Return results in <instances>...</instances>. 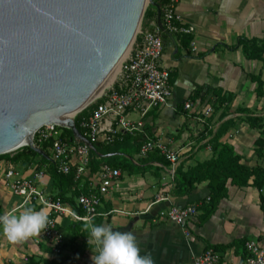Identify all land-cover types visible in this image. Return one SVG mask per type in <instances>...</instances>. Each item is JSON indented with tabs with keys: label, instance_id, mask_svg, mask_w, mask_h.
Returning <instances> with one entry per match:
<instances>
[{
	"label": "crops",
	"instance_id": "crops-1",
	"mask_svg": "<svg viewBox=\"0 0 264 264\" xmlns=\"http://www.w3.org/2000/svg\"><path fill=\"white\" fill-rule=\"evenodd\" d=\"M175 9L183 24L194 27V33L188 35L189 38L162 35L160 65L169 71L172 94L164 105L143 118V132L133 135L136 144L140 146L147 139L161 140L178 151L177 166L186 170L211 158V138L227 121L228 129L220 142L231 145L245 167L264 169V145L261 155L255 152L256 139L264 137V95L256 94L257 84L250 78L259 75L264 91V59H250L239 42L255 40L258 45H264V0H178ZM156 28L157 17L147 19L145 30ZM199 87L203 101H191ZM214 90L230 96L228 102L216 109L211 105ZM187 102L189 108L185 107ZM207 106L213 111L204 118L202 113ZM128 117L136 120L139 115L130 112ZM248 117L261 118L262 128L250 126ZM138 159L136 153L133 161L137 163ZM38 160L35 158L30 164L28 160L11 162L0 158V215L13 211L19 214L26 208L42 210L48 215L45 207L34 203L22 205V198L13 194L4 179L9 163L13 164L18 177H31ZM168 167L150 161L141 173L120 170L118 181L102 197L99 215L92 219L93 223L133 232L141 255L150 254L155 264H189L206 249L215 250V246L225 247L215 250L220 254L218 264H245L244 242L253 240L264 246V186L260 190L252 186V177L246 186L237 187L228 181L226 196L214 212L206 214L200 207L208 197L207 181L196 184L188 196H176ZM40 168H45V174L38 185L54 196L57 188L53 178L47 166ZM90 183H96L95 177L83 176L76 190H82L85 184L89 190ZM71 194L72 189L67 195ZM159 196H167V199L157 201ZM186 204H196L198 214L184 228L157 216L172 205ZM71 221L66 217L58 219L64 241L58 255L45 244L35 243V235L10 241L0 229V264H26L30 257L44 264L56 256H70L73 252ZM84 226L89 229L88 224ZM79 243L88 244V237L81 238ZM91 248L95 245H90L75 260H67L66 264H93Z\"/></svg>",
	"mask_w": 264,
	"mask_h": 264
},
{
	"label": "water",
	"instance_id": "water-1",
	"mask_svg": "<svg viewBox=\"0 0 264 264\" xmlns=\"http://www.w3.org/2000/svg\"><path fill=\"white\" fill-rule=\"evenodd\" d=\"M162 0H0V155L46 124L95 151L74 117L114 84ZM40 155L32 140L27 145Z\"/></svg>",
	"mask_w": 264,
	"mask_h": 264
},
{
	"label": "built area",
	"instance_id": "built-area-1",
	"mask_svg": "<svg viewBox=\"0 0 264 264\" xmlns=\"http://www.w3.org/2000/svg\"><path fill=\"white\" fill-rule=\"evenodd\" d=\"M163 1L160 8L161 27L158 26L154 31L145 30L144 36L115 84L101 101L87 112V115L81 117L80 126L90 143L108 144L121 140L126 133L130 135L142 133L143 118L146 114L160 108L171 97L169 71L160 65L163 50L162 35L190 36L194 33V27L181 22V16L175 9L178 0ZM192 50L194 51L193 46ZM185 107L189 108L190 103H185ZM212 111V107L207 106L202 113L203 117H208ZM130 112L137 113L139 118L130 119L128 117ZM200 121H203V118ZM63 128L65 127L57 124L42 125L33 134V146L39 149L43 144H48L50 158L57 171L67 174L73 170L75 179L81 180L83 176L89 174L90 148L76 140L68 141L63 136ZM153 151H158L169 163L168 168L174 181V172L179 163L178 151L161 140L147 139L140 144L137 157L146 158ZM44 174L45 168L38 169L33 166L31 177H18L13 164L9 163L4 179L10 184L13 194L22 198V205L34 203L48 209V228L36 234L34 241L37 244H45L52 253L58 255L61 254L64 243L58 219L66 217L87 224L89 220L99 215L101 199L118 181L121 171L108 164L99 167L92 175L96 183H90L88 192L80 193L76 198L81 213L68 203L47 194L38 185V180ZM166 199L167 196H159L157 201ZM197 214L196 204H186L172 205L157 216L161 220L171 221L184 228ZM245 252V264H264V246H259L253 240H247ZM219 260V252L209 248L189 264H218Z\"/></svg>",
	"mask_w": 264,
	"mask_h": 264
},
{
	"label": "trees",
	"instance_id": "trees-1",
	"mask_svg": "<svg viewBox=\"0 0 264 264\" xmlns=\"http://www.w3.org/2000/svg\"><path fill=\"white\" fill-rule=\"evenodd\" d=\"M163 3L164 1L158 2L159 6H162ZM155 16V7L154 5L149 4L142 18V26L147 19L154 18ZM187 38H189V36H187ZM239 42L242 44L243 50L247 56L250 57V59H264L261 58L264 51L263 44L258 45L255 40H240ZM250 78L257 84L256 94L258 96H263V83L259 75H251ZM213 94L215 99L211 102V105L215 109L221 107L230 99L229 95H225L220 90H214ZM203 98L204 96L202 94V90L199 87L193 92L191 101L196 99L203 101ZM91 108L92 106H90V109ZM85 115H87V112L83 110L74 117L75 125L83 135L85 133L80 126V119ZM247 119L250 126L262 128L261 118L248 117ZM228 125L229 122H223L211 138V158L202 162H198L186 170H183L182 166H177L174 172L173 194L176 196H188L193 193L196 184L202 181H207V187L209 191L208 199L202 201L200 207L205 211L206 214H211L214 212L219 201L226 196L228 181H230L232 185L240 187L248 185L249 179L252 177V182L250 183L252 186H255L258 190L264 186V169L260 167H255L253 169L245 167L240 162L241 156L235 154L233 147L227 143L220 142V138L227 131ZM262 132L264 133V130ZM63 136H65L68 141H74L72 139L71 131L67 128H63ZM135 139V136L126 133L123 135L121 140H115L114 142L108 144L100 142L95 151L90 150L89 175H93L95 172H97L102 164H108L130 174L141 173L145 168L148 167V163L150 161H157L163 165L169 164L158 151L149 153L146 158H140L138 159V162L135 163L133 161V157L136 153H138L139 148ZM255 144L257 146V149L255 150L256 154L261 155V149L264 145V137H258L255 141ZM39 149L43 152L42 155L33 149L22 147L12 155L8 153L1 154L0 158H5L11 162L28 160L30 164L33 163L35 158H39L38 162H35L36 168L39 169L42 166H47V171L53 178V182L57 188V193L53 197L59 198L64 203H68L81 213L82 210L77 206L76 198L80 193L88 192L86 184L82 190H76V185L80 180L75 179L74 171L71 170L67 174L58 172L52 160L50 159L48 144H43ZM71 189L72 194L68 196L67 193ZM69 230L73 234L71 239V247L73 249L72 254L68 257L56 256L51 260L45 261L44 264H66L67 260H75L90 247V245L87 243H79L81 238L87 237V235H89V229L85 227L82 222L72 220L69 224ZM243 246L245 248V242ZM221 248L225 247L215 246L214 249L218 250ZM26 264L41 263L40 261H36L33 257H30Z\"/></svg>",
	"mask_w": 264,
	"mask_h": 264
},
{
	"label": "clouds",
	"instance_id": "clouds-1",
	"mask_svg": "<svg viewBox=\"0 0 264 264\" xmlns=\"http://www.w3.org/2000/svg\"><path fill=\"white\" fill-rule=\"evenodd\" d=\"M89 226L88 244L93 264H155L150 254L141 255L135 234L131 231L114 230L111 226L97 225L92 220ZM48 228V215L42 210L26 208L0 215V229L10 241H19L36 235Z\"/></svg>",
	"mask_w": 264,
	"mask_h": 264
},
{
	"label": "bare ground",
	"instance_id": "bare-ground-1",
	"mask_svg": "<svg viewBox=\"0 0 264 264\" xmlns=\"http://www.w3.org/2000/svg\"><path fill=\"white\" fill-rule=\"evenodd\" d=\"M32 138H33V135H32V137L24 144V145H22V146H20V147H17V148H15V149H13V150H11V151H9V152H12V151H15V150H18L19 148H21V147H24V146H27L29 143H30V141L32 140Z\"/></svg>",
	"mask_w": 264,
	"mask_h": 264
},
{
	"label": "rangeland",
	"instance_id": "rangeland-1",
	"mask_svg": "<svg viewBox=\"0 0 264 264\" xmlns=\"http://www.w3.org/2000/svg\"><path fill=\"white\" fill-rule=\"evenodd\" d=\"M117 80V79H116ZM116 82V81H115ZM115 82H114V84H115ZM113 84V85H114ZM112 85V86H113ZM89 110V109H88ZM88 110H86V112H88ZM24 147H28V146H24ZM22 148V147H21ZM21 148H19L18 150H20ZM29 148V147H28ZM17 150H15V151H12V152H9L8 154H10V155H12L13 153H15ZM86 176V175H85Z\"/></svg>",
	"mask_w": 264,
	"mask_h": 264
}]
</instances>
